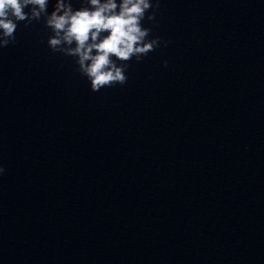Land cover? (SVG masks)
Instances as JSON below:
<instances>
[{"label": "water", "instance_id": "1", "mask_svg": "<svg viewBox=\"0 0 264 264\" xmlns=\"http://www.w3.org/2000/svg\"><path fill=\"white\" fill-rule=\"evenodd\" d=\"M156 20L100 91L43 19L0 48V264H264V0Z\"/></svg>", "mask_w": 264, "mask_h": 264}, {"label": "clouds", "instance_id": "2", "mask_svg": "<svg viewBox=\"0 0 264 264\" xmlns=\"http://www.w3.org/2000/svg\"><path fill=\"white\" fill-rule=\"evenodd\" d=\"M159 6L160 0H0V48L16 43L21 21L27 26L43 19L48 47L72 57L92 91L124 85L129 61L171 43L144 23H158ZM5 171L0 164V176Z\"/></svg>", "mask_w": 264, "mask_h": 264}]
</instances>
